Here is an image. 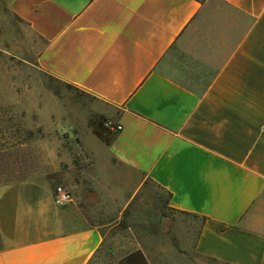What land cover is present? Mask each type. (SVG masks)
<instances>
[{
	"label": "crops",
	"instance_id": "0c3cea01",
	"mask_svg": "<svg viewBox=\"0 0 264 264\" xmlns=\"http://www.w3.org/2000/svg\"><path fill=\"white\" fill-rule=\"evenodd\" d=\"M3 4L43 42L39 69L108 107L121 128L106 154L133 191L120 199L92 176L95 195L82 196L70 162L2 176L0 264H89L103 217L119 218L145 181L201 219L195 253L264 264V0ZM55 182L71 193L62 206Z\"/></svg>",
	"mask_w": 264,
	"mask_h": 264
},
{
	"label": "rangeland",
	"instance_id": "374dc122",
	"mask_svg": "<svg viewBox=\"0 0 264 264\" xmlns=\"http://www.w3.org/2000/svg\"><path fill=\"white\" fill-rule=\"evenodd\" d=\"M42 47L0 0V180L24 175L39 162H70L78 171L72 175L75 181L87 190L82 196L95 195L90 181L96 176L121 199L133 185L124 181L106 154L105 146L115 134L108 107L39 69ZM57 186L62 183L55 182ZM167 201L163 190L145 181L119 218L116 213L103 217L111 224L89 264H118L136 249L144 252L148 264H224L195 253L201 219L169 209Z\"/></svg>",
	"mask_w": 264,
	"mask_h": 264
},
{
	"label": "built area",
	"instance_id": "2783aa9c",
	"mask_svg": "<svg viewBox=\"0 0 264 264\" xmlns=\"http://www.w3.org/2000/svg\"><path fill=\"white\" fill-rule=\"evenodd\" d=\"M121 126L119 124L114 123V126L112 127V130L117 132L120 130ZM71 200V193L67 191L62 186H57L53 193V201L54 204L57 206H62L66 203H68Z\"/></svg>",
	"mask_w": 264,
	"mask_h": 264
},
{
	"label": "trees",
	"instance_id": "16d2710c",
	"mask_svg": "<svg viewBox=\"0 0 264 264\" xmlns=\"http://www.w3.org/2000/svg\"><path fill=\"white\" fill-rule=\"evenodd\" d=\"M118 264H148L143 253L139 250H133L122 256Z\"/></svg>",
	"mask_w": 264,
	"mask_h": 264
}]
</instances>
